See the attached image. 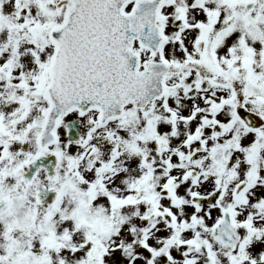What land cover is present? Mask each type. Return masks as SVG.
<instances>
[{
	"label": "snow or ice",
	"instance_id": "obj_1",
	"mask_svg": "<svg viewBox=\"0 0 264 264\" xmlns=\"http://www.w3.org/2000/svg\"><path fill=\"white\" fill-rule=\"evenodd\" d=\"M0 264H264V0H0Z\"/></svg>",
	"mask_w": 264,
	"mask_h": 264
}]
</instances>
